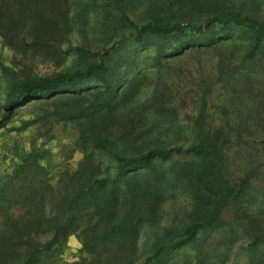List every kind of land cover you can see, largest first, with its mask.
<instances>
[{
    "label": "trees",
    "instance_id": "1",
    "mask_svg": "<svg viewBox=\"0 0 264 264\" xmlns=\"http://www.w3.org/2000/svg\"><path fill=\"white\" fill-rule=\"evenodd\" d=\"M131 2L145 3V17L139 22L130 20V39L136 47L151 45L152 65L187 50L217 53V80L228 90L220 120L213 125L204 122L201 99L196 133L189 143L145 145L147 126L157 127L159 119H165L156 113L146 123L142 112L153 105L157 107L154 112L161 111L162 93L154 90L140 100L135 82L120 89L111 77L108 48L99 59L80 68L12 82L0 100V127L16 106L51 103L57 117L76 119L83 156L77 168L66 171L68 181L59 195L48 168L39 163L34 151L22 154L12 173L0 174V264H56L53 254L72 233L80 237L93 259L66 264H132L142 222L152 216L150 211L143 212L152 204L145 202L149 188L134 181L141 171L174 155L189 157L173 167V179L182 183L191 199L188 222L174 237L163 234L158 238L145 260L162 262L198 233L224 225L222 213L231 206L247 239L245 264H264V205L249 211L238 201L247 194L255 169L240 178H231L225 171L231 144L255 145L258 134L264 143V0H243L241 7L227 0ZM77 3L83 10L82 1ZM174 5L179 8L177 13H171ZM69 6V0H0V35L14 46L24 42L26 28L36 33L63 32ZM121 6L118 2L117 8ZM229 110L235 114L230 116ZM168 117L173 120L171 114ZM131 143L132 151L127 149ZM255 152L253 163H264V157ZM102 153L110 155V168L103 163ZM119 183L125 185L128 197L118 199ZM161 190L150 189V195L159 198Z\"/></svg>",
    "mask_w": 264,
    "mask_h": 264
},
{
    "label": "rangeland",
    "instance_id": "2",
    "mask_svg": "<svg viewBox=\"0 0 264 264\" xmlns=\"http://www.w3.org/2000/svg\"><path fill=\"white\" fill-rule=\"evenodd\" d=\"M69 1V19L63 32L57 29L55 33H36V30L26 28L24 42L14 46L8 44L0 35V100L14 81L80 68L99 59L103 50L108 48L111 77L120 89L135 82L140 100L154 90L162 93L161 111L154 112L157 107L153 105L142 112L146 123L156 113L165 119L160 118L157 127L147 126L150 131L142 140L145 145H152L154 142L189 143L196 133L195 121L201 99L205 102L204 122L213 125L220 120L228 90L223 86V81L217 80L216 52L187 50L164 57L159 65L154 66L151 45L136 47L130 39V20L139 22L145 17V3H133L132 0ZM77 1H82L83 10ZM227 1L236 7H241L240 4L243 3V0ZM118 2L122 5L121 8H117ZM178 11L176 5L171 7V13ZM262 67L264 69V63ZM88 91L86 92L90 93ZM89 98L88 95L87 99ZM258 103L254 105L257 106ZM52 106L51 103L42 105L34 102L25 107H14L0 127V174L12 173L19 157L34 151L39 156V163L48 168L49 180L56 195H59L64 190V183L68 181L65 173L77 168L83 156V147L77 139L80 127L76 119L57 117L51 112ZM169 114L172 121H169ZM234 114L235 112L229 110L230 116ZM261 136L258 134L255 145L234 143L228 148L225 171L231 178L243 177L252 167L255 169L246 190L247 194L238 198L243 210L252 211L253 207L264 205V163H253L254 156H257L255 151L264 157ZM139 143L141 142L135 144L137 146L134 150L139 148ZM132 147L134 145L131 143L127 149L131 148L132 151ZM86 149L90 150L91 147ZM101 157L103 163H108L110 168V155L102 153ZM187 159L189 157L185 155H174L170 160L154 163L150 170L141 171L135 179L138 186L144 183L149 188L145 189V202L152 201V204L143 212L147 215L150 211L152 216L148 221L142 222L132 264H245L248 257L247 239L241 232L242 222L237 216L238 213L231 206L222 213L226 220L224 225L198 233L195 240L171 251L162 262L145 260L158 238L163 234L174 237L188 222L191 199L183 190L182 183L173 179L175 162ZM261 159L264 161V158ZM114 171L111 168V175ZM158 174L161 176L159 180L156 178ZM124 187L122 183L116 187L118 199L128 197ZM150 189H162L160 197L153 198ZM91 217L95 219L97 214L93 212ZM56 253L53 254L56 264L93 259L82 247V241L76 233L70 234L66 244Z\"/></svg>",
    "mask_w": 264,
    "mask_h": 264
}]
</instances>
